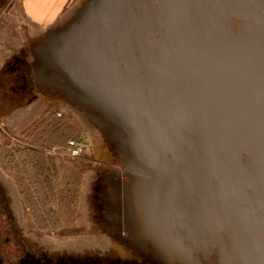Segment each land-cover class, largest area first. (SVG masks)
<instances>
[{
	"label": "water",
	"instance_id": "obj_1",
	"mask_svg": "<svg viewBox=\"0 0 264 264\" xmlns=\"http://www.w3.org/2000/svg\"><path fill=\"white\" fill-rule=\"evenodd\" d=\"M236 1L235 29L206 0L94 3L52 44L93 50L97 84L153 144L172 247L264 264V88L250 78L264 66V0Z\"/></svg>",
	"mask_w": 264,
	"mask_h": 264
},
{
	"label": "rangeland",
	"instance_id": "obj_2",
	"mask_svg": "<svg viewBox=\"0 0 264 264\" xmlns=\"http://www.w3.org/2000/svg\"><path fill=\"white\" fill-rule=\"evenodd\" d=\"M112 1L68 0L44 19L0 0V264H196L165 235L156 151L97 84L101 59L52 44ZM32 149L50 166L39 203Z\"/></svg>",
	"mask_w": 264,
	"mask_h": 264
},
{
	"label": "flooded vegetation",
	"instance_id": "obj_3",
	"mask_svg": "<svg viewBox=\"0 0 264 264\" xmlns=\"http://www.w3.org/2000/svg\"><path fill=\"white\" fill-rule=\"evenodd\" d=\"M206 1L208 2V6L210 8L224 11L223 13L222 12L219 13L218 15L219 18H222V16H226L227 19L228 16L229 17L228 20L231 21L230 27L233 29L237 27V24L240 21H237L236 0H206ZM250 78L253 80L254 84L264 88V66H262V68H260L259 71L254 70ZM172 206H169V209L167 211L169 217V223L174 226V229L172 230L184 233L186 229L183 226V221L180 220L177 209L176 210L172 209ZM184 257L186 260L196 264H216L215 256L211 252L203 251L202 249H199L197 251H192L191 255H187Z\"/></svg>",
	"mask_w": 264,
	"mask_h": 264
},
{
	"label": "trees",
	"instance_id": "obj_4",
	"mask_svg": "<svg viewBox=\"0 0 264 264\" xmlns=\"http://www.w3.org/2000/svg\"><path fill=\"white\" fill-rule=\"evenodd\" d=\"M57 125H51L52 129L50 130V133L54 132L55 129H58V127L62 128L63 131H65L68 127L62 126V124H65L64 122H58ZM65 132H60L61 137L59 139L64 140L65 138ZM42 153L36 151V150H30V152L25 156V166L27 167L26 172L27 175H32V182H33V189L32 194L35 197V200L39 203V200L41 199V195L45 194L44 189H47L50 187L49 180L50 176L48 174V170L50 168L49 165H47V160H45L44 157H42Z\"/></svg>",
	"mask_w": 264,
	"mask_h": 264
},
{
	"label": "crops",
	"instance_id": "obj_5",
	"mask_svg": "<svg viewBox=\"0 0 264 264\" xmlns=\"http://www.w3.org/2000/svg\"><path fill=\"white\" fill-rule=\"evenodd\" d=\"M68 0H23L25 9L32 12L34 18L54 19L65 7ZM41 22L40 24H46Z\"/></svg>",
	"mask_w": 264,
	"mask_h": 264
},
{
	"label": "bare ground",
	"instance_id": "obj_6",
	"mask_svg": "<svg viewBox=\"0 0 264 264\" xmlns=\"http://www.w3.org/2000/svg\"><path fill=\"white\" fill-rule=\"evenodd\" d=\"M186 207H184V209H185Z\"/></svg>",
	"mask_w": 264,
	"mask_h": 264
}]
</instances>
